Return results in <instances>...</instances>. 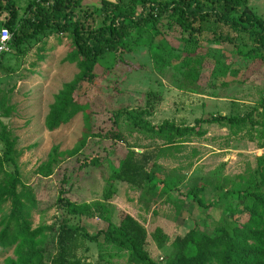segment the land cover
Here are the masks:
<instances>
[{"label": "trees", "instance_id": "1", "mask_svg": "<svg viewBox=\"0 0 264 264\" xmlns=\"http://www.w3.org/2000/svg\"><path fill=\"white\" fill-rule=\"evenodd\" d=\"M2 13L6 14L0 29L11 32V53L15 55L24 54L25 46L40 36L57 33L70 39L71 49L63 62L75 64L80 74L63 83L54 95L44 118V128L48 132L69 123L78 114L80 107L75 95L97 79L94 70L101 60L110 57L120 63L124 55L144 47L156 49L163 59L165 54L172 53L164 41L167 35L178 37L182 44L181 71L189 83L198 79L202 56H192L204 43L229 44L239 57L264 66V20L248 6L247 0H30L22 16H19L14 0H0ZM218 26L229 30L224 35H216ZM231 33L243 34L246 40L239 43ZM206 34H211L212 39ZM220 69L224 71V66L219 68L221 72ZM4 70L1 61L0 71L3 73ZM155 96L152 91L147 92L146 103L140 108L105 110L99 121H92L93 113L87 112L76 144L61 153L57 152L56 146L53 148L56 156L75 160L61 175L54 202L59 214L55 251L48 264H111L114 258L123 257L127 264H264V153L255 157L253 170L248 169L236 177L246 181L243 189H224L209 203L202 196L203 186L191 187L185 195L200 209H217L224 200V210L231 212L239 206V202L229 201L234 197L242 201L238 214L244 216L243 221L221 223L213 226L211 233L194 225L184 235L173 238L171 254L161 263L153 261L145 248L148 233L143 223L128 214L122 216L118 224L112 222L108 205L115 192L114 183H125L140 191H155L156 196L167 201H170V192L181 183L179 179L160 177L153 169L157 167L156 163L147 167L150 153L136 158L131 148L115 167L98 152H83L93 138L122 141V119L129 130L162 142L155 158L177 149L191 137L205 136L203 124L225 127L235 136L243 134L248 141L255 142L258 149H264V98L242 116L210 115L194 119L191 126H178L168 121L153 125L147 120L152 113V104L157 100ZM7 101L0 90V118L9 117L11 113ZM16 144L17 138L0 121V250H12L13 254L5 258L3 264H43L45 233L53 227L43 223L32 226L31 216L38 209V202L32 188L21 180ZM105 163L110 166V173L102 201L74 202L67 197L81 169L100 168ZM47 166L48 163L40 165L38 174L47 176ZM215 189L222 188L218 185ZM182 202L173 199L176 213ZM81 216L101 219L105 227L91 235L84 227L71 223L72 217ZM150 237L158 249L168 241L159 226ZM87 242L96 246L95 263L78 255L79 250H87Z\"/></svg>", "mask_w": 264, "mask_h": 264}, {"label": "rangeland", "instance_id": "2", "mask_svg": "<svg viewBox=\"0 0 264 264\" xmlns=\"http://www.w3.org/2000/svg\"><path fill=\"white\" fill-rule=\"evenodd\" d=\"M14 1L19 16H22L30 0ZM247 2L264 20V0ZM5 14H0V23ZM228 30L218 26L216 35H224ZM231 34L239 43L246 40L243 34ZM206 36L212 39L211 34ZM164 41L172 53L165 54L163 59L156 49L144 47L124 55L120 63L112 61L110 57L101 60L94 70L98 74L97 79L87 87L83 86L75 95L80 111L69 123L53 132L44 128L49 105L62 84L80 74L75 64L63 62L71 49L69 37L57 33L40 36L25 46L24 54L11 53L4 61L0 90L7 97L11 113L9 117L1 116L0 121L17 138L21 180L32 188L38 202V209L32 212V226L43 223L53 227L52 231L45 233L43 264H48L55 251L59 214L54 202L61 175L64 168L70 167L75 160L56 156L53 148L56 146L57 152L61 153L76 144L84 127V114L91 112L92 121H99L108 109L143 107L147 92L152 91L157 100L152 104V113L147 118L151 124L160 125L168 121L178 126H191L194 119L210 115H245L264 98V66L255 60L239 57L231 45L204 43L202 49L192 56H202L198 79L189 83L181 71L184 54L179 38L167 35ZM221 66H224V71L220 69L223 73L219 71ZM201 128L206 131L202 138L191 137L177 149L155 158L162 142L149 139L136 130H129L122 119V141H98L93 138L89 148L83 150L86 154L98 152L115 167L131 148L136 158L150 153L147 167L156 163L157 167L153 169L160 177L181 180L178 188L170 192V201L159 198L155 191H140L125 183H114L115 192L108 205L112 222L118 224L125 214L135 216L138 213L148 233L145 248L156 263L165 261L171 254L170 242L173 238L184 235L194 225L198 224L211 233L213 226L224 222H242L244 219L243 215L238 214L242 201L234 197L229 201L233 204L239 202V206L231 212L224 210V200L217 209H200L185 195L189 188L203 186L202 196L209 203L220 196L224 189H243L246 181L236 177L245 174L248 169L253 170L255 157L264 153V149H258L256 143L248 141L243 134H230L225 127L203 124ZM43 163H48L47 176L38 174ZM109 173L110 166L106 163L100 168L81 169L67 197L74 202L102 201ZM218 185L222 189L216 190ZM173 199L183 201L178 213ZM71 223L84 227L91 235L105 227L101 219L83 216L72 217ZM157 226H161L168 237L167 244L161 249L155 246L150 237ZM85 247L87 250H79L78 255L92 263L97 262L95 244L87 242ZM12 256V250H0V264ZM111 264H127L126 258H114Z\"/></svg>", "mask_w": 264, "mask_h": 264}, {"label": "built area", "instance_id": "3", "mask_svg": "<svg viewBox=\"0 0 264 264\" xmlns=\"http://www.w3.org/2000/svg\"><path fill=\"white\" fill-rule=\"evenodd\" d=\"M11 39L12 34L8 29H0V62L2 61V64H4V61L11 53ZM1 73L0 71V79Z\"/></svg>", "mask_w": 264, "mask_h": 264}, {"label": "crops", "instance_id": "4", "mask_svg": "<svg viewBox=\"0 0 264 264\" xmlns=\"http://www.w3.org/2000/svg\"><path fill=\"white\" fill-rule=\"evenodd\" d=\"M143 213H144V212H143ZM131 216H132V215H131ZM132 217L136 218L137 220H139V221L141 222V218L138 216V213H137V215L132 216ZM159 227H161V226H159Z\"/></svg>", "mask_w": 264, "mask_h": 264}]
</instances>
